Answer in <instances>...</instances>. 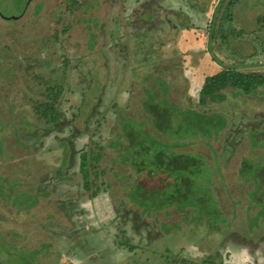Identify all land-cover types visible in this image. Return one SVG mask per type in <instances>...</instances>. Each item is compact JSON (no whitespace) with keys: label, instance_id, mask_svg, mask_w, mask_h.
<instances>
[{"label":"rangeland","instance_id":"374dc122","mask_svg":"<svg viewBox=\"0 0 264 264\" xmlns=\"http://www.w3.org/2000/svg\"><path fill=\"white\" fill-rule=\"evenodd\" d=\"M101 1L0 0L1 18L24 15L19 21L0 20V45L2 43L5 47L10 42L8 35L12 29L8 27L18 28L17 24L21 26L19 28H26L29 39L27 43L24 41L26 50L23 51V58H17L15 67H11L13 62L9 59L2 61L9 54L4 49L0 50V155L7 151L8 140L18 139V143H23L13 131L17 124L30 127L35 124L40 135L36 144L38 151L17 154L19 161L24 163L27 160V164L8 165L4 159V165L0 159L1 166L4 165L2 174L10 176L12 179L7 178L9 181H18L14 185H0L5 189L3 203L13 206L0 208V233L5 243H13L9 227L16 224L14 211L11 210L14 208L18 211L34 205L31 216L41 227L64 225L63 217L69 220V226L77 221L89 227V221L100 223V216H109L108 220L113 225L126 209H134L136 205L148 215L146 219L151 229L157 228L160 232L158 235L148 233L149 240L144 245L145 254L142 257H148L150 264H264V86L247 96L226 90L221 100L208 103L205 107L198 105L206 78L217 75L223 69L235 68L242 73L264 77V28L260 31L257 24L258 18L264 16V0H238L235 7L245 8L242 10L246 13L244 17L228 6V0L224 3L222 0H186L191 8L188 26L196 31V37L206 42L203 45L207 48L205 57L215 70L210 72L213 75H201V72L194 75L191 72L194 77L191 88H187L184 76L188 73L187 66L196 63L199 56L181 55L176 50V41L170 40L173 38L170 25H155L159 29L162 27L161 32H164H158L156 37L150 33L153 28L148 27L146 32L157 39V44L150 41L151 44L144 49L146 54L137 56L132 51V48L137 49L135 43L124 33L121 22H115L120 19L115 14L110 21L118 24L120 40L113 43L118 44L117 51L101 58L100 49H90L89 42L83 39H89L84 32L92 34V47L101 45L102 32L95 36L103 22L100 8H107V4ZM112 4L118 5L115 2ZM218 5L220 9L215 14ZM153 9L163 12L160 8ZM230 13L234 21L227 27L235 28L234 35H227L228 31L224 32L218 26ZM30 25L33 29H41V36L64 30L65 38L58 32L61 38L57 46L52 45L49 51L38 52L45 44L42 45L40 37L32 36ZM70 29L73 31L69 34L74 33L72 37L75 40L66 37ZM218 29L221 36L217 33ZM20 31L25 32V29ZM214 33L216 36L212 37ZM12 50L16 52L13 46ZM89 50H92L90 54ZM67 56L74 59L69 70L64 69L69 68L64 66ZM214 64L219 65L217 69ZM79 70L85 72L84 79L82 71L78 76ZM90 79L91 82H88ZM61 83L66 93L56 106L62 118L55 121L43 114L41 105L47 103L45 89ZM151 106L164 112L158 114V121H161L159 127L148 112ZM79 112L81 116H78ZM84 113L86 116L83 118ZM212 114L223 117L218 124L220 129H211L207 122L199 121V115L209 118ZM126 119L132 121H129L131 128L125 133L123 124ZM7 126L10 137L6 132ZM218 134L222 136H216ZM217 137L219 139L213 141ZM162 138H167L171 147L191 139L190 146L188 144V147L176 152L190 150L196 157L203 158L200 174L193 173L197 175L192 185L198 190L190 196L187 194L186 198L193 204H196V196L207 201L203 210L198 209L204 213L191 209L179 213L169 209L171 207L167 208L170 198L163 193L158 173H152L146 180L145 176L141 178L145 174L137 178L131 173L129 168L139 164L141 158L147 160L152 154L149 150H153L159 142L169 146ZM240 138L241 141H238ZM229 145L231 148L226 152ZM214 153L215 157L212 156ZM26 155L29 157L25 159ZM213 158L223 168L221 183L216 176L212 177V172L217 173L212 168L213 165L216 167ZM28 164L34 166L27 167ZM140 178V182H145V188L150 182L149 185L158 189L146 196L147 199H137L138 195L131 190ZM209 179L213 183L209 187L215 188L214 192H207L201 185L207 184ZM222 183L229 189L227 195ZM85 184L89 190L84 188ZM82 204H85L84 207H81ZM80 209H85L84 217H75L74 212ZM115 211L118 213L115 214ZM167 213L171 216L169 220ZM160 214H164L162 218H159ZM111 215L114 217L111 218ZM164 216V220L167 219L165 222ZM249 219L253 223L258 220L254 228L251 227L253 233L249 231ZM108 220L102 221V231L109 227ZM28 228L32 229L31 225ZM41 240H45L43 235ZM125 254L126 251H123L122 255ZM125 260L131 261L128 258ZM21 261L18 258L14 260ZM92 262L93 258H90L88 263Z\"/></svg>","mask_w":264,"mask_h":264},{"label":"crops","instance_id":"0c3cea01","mask_svg":"<svg viewBox=\"0 0 264 264\" xmlns=\"http://www.w3.org/2000/svg\"><path fill=\"white\" fill-rule=\"evenodd\" d=\"M112 2L118 3V5L114 6ZM110 4L114 6L113 14L119 15V11L121 12L120 19L118 20L122 22L120 25L121 27L124 26V33L128 34L129 40L135 43L137 49L132 48V51H134L137 56H142L144 53L146 54L144 49L148 44H151L150 41L153 40V44H157L155 34L158 32L164 34L163 31L161 32L162 27L159 29L156 28L155 25L171 26L169 28L171 29L173 38L170 40L176 41L175 43L177 45L174 44V47L176 50L178 49L177 51L181 55L189 54V57L199 56L197 57L198 61L196 63L192 62L191 67L187 66L189 74L187 73V75L184 76L187 88H191V81L194 79L192 73L195 75V72H201V75L204 73L207 75L215 71L213 67L211 68L212 65H209V62H207V48L203 47L206 42H202L196 37V31L188 26L190 20L188 19V14L191 8H189V3L186 2V0H110ZM153 7L160 8L163 12L160 13L155 11ZM116 8H118V10ZM205 11L206 10H204L203 13ZM194 16H196V14H194ZM110 20L111 19L106 23L107 26H103V32L107 30L109 36L112 33L117 34V26ZM148 27L153 28L150 33L154 34V38L150 37L152 34L146 32L149 29ZM165 34H167V32ZM177 35L179 37L176 39ZM137 41H139V44ZM143 41H145L146 44L144 42L143 45ZM198 50H201V52ZM111 51L116 50L114 48L113 50L109 48L108 57L111 55ZM152 51L158 52V50ZM197 53L200 54L198 55ZM182 65H184V63H182ZM217 66L214 64L215 69H217ZM183 72L186 71L183 70ZM212 73H210V75ZM13 131L16 136L20 137L23 143H18V139L16 141L8 140L7 145H9H5V147L7 146L8 154L7 151H4V153L0 155V159L4 165L5 162H7L6 164L8 165L27 164L29 161L27 162L26 160L24 163H21L19 161L20 157L17 154L24 152L27 154L29 152L38 151L36 145L39 135L37 134V128L35 124L33 127H30V125L20 126L17 124L16 127L13 128ZM6 132L8 133V137H10L9 126L6 127ZM28 157L29 155L24 156L25 159ZM31 165L34 166L33 164H28L27 167H31ZM3 166H1L0 162V185L5 187L6 185L18 183L17 180L9 181L7 178H12L8 175V177H5V175L2 174ZM0 189V208H13L12 205L7 206L3 203L5 195L2 193L5 189H3V187ZM84 205L82 204L81 207H84ZM33 207L34 205H29L18 211H16L15 208L11 209L14 211V222L16 223L13 224L11 228L9 227V230L12 232L13 243H5L0 233V264H87L90 258H93L94 262L88 264H116L120 261H125L126 264H150L148 257H142V254H145L143 252L144 245L148 243V233L158 235L160 232L157 228L151 229L148 220L139 219L140 216L138 214L133 216L132 209H126L123 215L118 217L119 219H115L116 222L113 225L108 220L109 216H100L98 218L100 223L89 221L91 225L89 227H84L83 223L77 221L72 222L69 226V220L63 217L65 220L64 225L58 226L50 224L47 227H41L37 225L36 221L34 222V217L31 216V213L34 211L32 209ZM81 209L75 211V214L72 212V214H74L75 217H84L83 214L85 209ZM116 212L118 213V211H115V214ZM103 213L105 214V212ZM17 217L22 220H19ZM112 217H114V215H111V218ZM47 218L51 217L48 216ZM93 220L95 219L93 218ZM105 220H108L110 224L106 230L102 231L101 224L102 221ZM29 225H31L32 229L28 228ZM42 235L45 238L44 241L41 240ZM6 249L7 254H4L6 253L4 252ZM30 249L34 250H31V252L29 251ZM123 251H126L125 256L122 255ZM156 253L159 254L158 251H156ZM15 258L22 261L14 262ZM127 258L131 261L125 260ZM8 259L9 261H7Z\"/></svg>","mask_w":264,"mask_h":264},{"label":"trees","instance_id":"16d2710c","mask_svg":"<svg viewBox=\"0 0 264 264\" xmlns=\"http://www.w3.org/2000/svg\"><path fill=\"white\" fill-rule=\"evenodd\" d=\"M223 1L225 2V0H222V2ZM101 2H102V4L103 3H105V5L107 4V8H105V10L103 9L104 7L100 8L99 12H100L101 16L103 17V22H102V26H99L98 30L95 32V36L97 35V33L99 31L102 32V36H100L101 37L100 38L101 45L95 44L92 47V39L93 38H92V34H90V33H86L83 31L85 33L84 34L85 37H89V39L83 38V37L82 38L85 40L86 43L89 42L88 46L90 47V49L91 48L92 49L93 48L94 49H100L101 53H102L100 57L103 58L104 56L108 57L109 48H111L112 50L114 48L117 51V44H113V43L116 41H119L120 36H119L118 27H117V34L112 33L109 36L107 30H105L103 32V26L104 25L107 26L106 23L115 14H113V13L111 14V12H113V10H114V6L112 4H110V0H103ZM237 3H238V0H228V6L231 7V9H235L236 13L242 14V16L244 17L246 15V13L244 14L242 10L245 8L235 7L237 5ZM219 5L217 6L216 11L214 12L215 14H217L219 9H220ZM41 6H43V5H40V7ZM82 6H85V5H82ZM232 7H235V8H232ZM116 9L118 10V8H116ZM67 10L69 12V8ZM65 11L66 10H64V12ZM122 12H123V10H122ZM120 13L121 12L119 11V17H120ZM236 13H235V15H236ZM23 16L24 15H18L15 17L16 18L15 20L19 21L20 18H22ZM214 17H215V15H214ZM7 18H10V19L5 20L4 18L0 17V20H3L4 22L14 21L9 16H7ZM224 21L225 22H222V24L219 23V25L218 24L217 25L220 26L221 28H223L224 32L228 31L227 35L236 34V32L234 30L235 28L227 27V24L231 25L234 21V18L231 15V13L224 17ZM115 22L120 23L119 20H117ZM115 22H113V23L115 24ZM257 24L260 27V31L263 30V28H264V16H263V18H258ZM115 25L118 26V24H115ZM213 25H214V23H213ZM31 26L32 25H30V32L32 33V36L34 35V36L40 37L41 38L40 41L43 42L42 45L45 44L44 46H41L38 49V52H41L44 50L49 51L50 48H52V45L57 46V44L59 43V38H61V37L65 38V36L63 34L64 30L58 31L59 35H61V37H58L57 30H55L56 34H48V35L45 34L44 36H46V37H44V36H41L42 32L39 33V31L41 29H33V28H31ZM16 27H18V28L13 29L12 27H8V28L12 29V31H10L12 33H10L8 35V36H10L9 37L10 42L7 45H4L5 47H2V43L0 45L1 46L0 50L4 49V52L9 54L6 58H4V59L2 58V61L7 62L9 59V62L10 61L13 62L10 64L11 67L16 66L15 64L17 62L18 57L23 58V51L26 50V46L24 45V41L26 43H27V41H29V39L27 38L28 32L26 31V28H19L21 26H18V24ZM123 27L124 26H122V28ZM224 28H226V29H224ZM20 29H25V32H21ZM209 30H210V28H209ZM71 31H73V30L70 29L69 31H67L66 37H68V40H75V38L72 37V36H75V34L74 33L69 34V32H71ZM78 31L81 33L80 29H78ZM217 33H219V35L221 36L219 29H218ZM65 34H66V32H65ZM213 36H216V34L214 33L212 35V37ZM223 38H227V36L223 35ZM213 39H215V37L212 38V40ZM12 46L16 52H13ZM18 51H19V53H17ZM90 51H92V50H89L88 54H90ZM93 52H95V54H97L96 51H93ZM78 59L80 60L81 56ZM78 59H75V60L80 62ZM72 61H74L73 56H70V57L67 56L66 59L64 60V66H69V68H64V67L63 68L66 70H69L70 64ZM143 62H145V61H143ZM147 63L150 64L149 62H147ZM220 65H221V63H220ZM81 71L82 70H79L78 76H80ZM84 73L85 72L82 71L83 79L85 78ZM95 75L97 76L98 74H95ZM10 76H7V78ZM63 79H64V77L62 78V81H63ZM38 82L44 84V82L41 79H38ZM88 82H91V79ZM92 83H89V84L91 85ZM44 86H45V84H44ZM263 86H264V77L263 76H259V75L253 74V73L252 74L242 73L240 71H237L235 68L223 69L217 75L210 77V78H207L205 80L204 85L201 89V93L199 95L198 105L200 107H205L208 105V103H214L215 101L221 100L223 97V92L226 90L238 91L242 95L247 96V95L257 91L259 88H261ZM65 93L66 92H65L64 84H62V83H61V85L60 84L59 85L53 84L49 88H46L44 94H45V99H46L47 103H43L41 105V108H43V110H44L43 114L47 115L52 120H54V119H55V121H58L59 119L61 120V118H62L61 113L56 108V106L58 104L59 99L64 98ZM113 106H115V105H113ZM148 112L151 114L150 116L154 117L156 125H158V123L161 122V121H158V116L163 114L164 112H161L159 110L156 111V108H154V106H151V108H149ZM78 116H81L80 112H79ZM85 116H86V114L84 113L83 118ZM198 117H199L200 122H202L204 124L207 122L206 125L211 129L215 128V127L220 129L218 127V124H220V122L223 119V117L220 116L219 114H215V115L212 114L209 118L205 115H203V116L199 115ZM164 118H165V116H164ZM125 121L126 122L123 124V130L126 133L128 131V128L130 127L129 121H132V119L131 120L126 119ZM147 121H149V120H146V122ZM160 125H158V127ZM220 135L222 136V134H218L216 136H220ZM197 136H203V135H197ZM135 137L138 138V135L136 134ZM185 137H187V136H185ZM162 139L164 140L165 144L169 143V146L165 147V145L159 144L162 142H159L158 146H155L153 148V150H149V153L150 154L152 153V154L147 160L141 158V161L139 160V162H138L139 164H135L132 166V168H129L131 170V173L133 175L134 174L137 175L138 176L137 178H139L141 174H145V175H141V178L145 176V180L149 176H152V173L153 174L158 173L157 178L159 179V183L161 184V187L163 186V189H162L163 193L167 194L166 197L170 198V202L166 204L167 208L171 207L169 209H175L177 212L179 211V213L185 212L186 209H188V210L191 209V211L194 210V211H197L199 213H204V211H200V210L204 209L203 206L206 204L207 201H205L203 198H198L196 196V197H194V198H196V200H195L196 204H193V201H190L188 198H186L187 194L190 196V194L193 191L198 190L197 188L195 189L194 186L192 185L193 184L192 180L197 175V174L193 175V173L200 174L199 171H200V167L203 164V162H202L203 158L202 157H196L195 155L192 154V152L190 150L187 152H184V153L176 152V150L180 151V150H183L184 148L188 147V144L190 146V143L192 141L190 138L189 139L191 141L190 140H184V141H182L180 146L174 145L173 147H171L172 144L169 142V140H166L167 138L166 139L162 138ZM218 139H219V137H217L213 141H217ZM241 139L242 138H240L238 141H241ZM208 143H209V141H208ZM209 148L211 151L213 150V149H211V147H209ZM230 148L231 147L229 145L226 152H228L230 150ZM212 156L215 157V153ZM213 159H214V164L216 165V167H214L213 162H211L213 165L212 168L215 169L217 171V173H213L212 171H215V170H212V168H209L208 166H207V168L212 170L211 171L212 177L215 178V176H216V178L220 181L223 178V173H222L223 168L221 167V165L219 166V164L216 162V158H213ZM204 162H206V160H204ZM205 165H207V163H205ZM190 170H191V172H190ZM207 171H208V169H207ZM141 178L138 181H135V184L132 186L131 190L136 192V194L138 195L137 199H147L146 196H149L150 193H153V191L156 187L149 185L150 184V182H149L147 185V188H145V186H144L145 182H140ZM155 181H156V179H155ZM220 183H221V181H220ZM212 184L213 183H211L210 179H209L207 184L203 183L201 185L203 187L205 186L207 192H209V190H210V192H214L215 188L210 189V187H209ZM92 185H94V184H90V186H92ZM223 185H224V183H222V187H223ZM84 188L86 190L90 189L87 184H85ZM223 190H224V193L227 195L229 189L227 188L226 185L223 187ZM93 195H96V194L93 193ZM140 196H141V198H139ZM129 202H130V200H129ZM176 203H178V204H176ZM249 204H251V203H249ZM131 205H132V203H131ZM166 206H165V209H166ZM198 209H200V210H198ZM132 214H133V216L138 214L140 216L139 219L147 220L146 218L148 215L145 213V211L138 208L136 205L134 206V209H132ZM162 215H164V214H160L159 218H162ZM168 216L169 215L167 213L166 217H168ZM256 216H258V214ZM170 218H171V216L168 217V220ZM135 219H136V217H135ZM164 219H165V216H164L163 220ZM165 221H167V219L164 220V222ZM257 221L258 220H256L254 223L256 224ZM254 223L252 221H250V219H249V226H250L249 231H251L252 233L254 231L251 227L254 228V226H255ZM173 224L176 226L175 223H173Z\"/></svg>","mask_w":264,"mask_h":264},{"label":"water","instance_id":"95a60500","mask_svg":"<svg viewBox=\"0 0 264 264\" xmlns=\"http://www.w3.org/2000/svg\"><path fill=\"white\" fill-rule=\"evenodd\" d=\"M5 20H8L10 18H7V17H3ZM13 20H15L16 18L15 17H11Z\"/></svg>","mask_w":264,"mask_h":264}]
</instances>
